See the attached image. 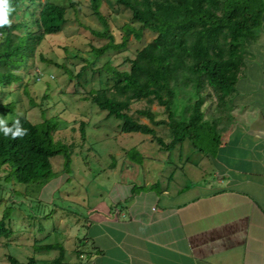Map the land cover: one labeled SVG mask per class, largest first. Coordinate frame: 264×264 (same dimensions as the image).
<instances>
[{
	"label": "trees",
	"instance_id": "trees-1",
	"mask_svg": "<svg viewBox=\"0 0 264 264\" xmlns=\"http://www.w3.org/2000/svg\"><path fill=\"white\" fill-rule=\"evenodd\" d=\"M89 2L91 13L103 25L101 30L89 28V31L106 39L99 45L88 42L95 55L124 47L130 33L137 39L145 29L154 35L126 59L127 69L105 62L102 67L110 73L111 83L90 88L86 98L108 116L119 119L121 132L151 135L161 150L170 151L189 139L194 150L213 154L221 139L218 124L228 116L235 84L245 73L249 46L259 35L264 0H115L129 9L131 21L138 23L137 27L130 23L123 25L119 43L115 42L100 10L101 0ZM10 4L14 9L9 17L11 23L0 26V92L4 86L20 80L25 69L35 67L36 52L46 36L59 32L66 22V7L49 0H10ZM69 5L74 8L76 2L69 0ZM180 84L191 87L195 95L182 114L174 110L176 88ZM135 104L140 106L133 108ZM15 107L14 100L0 101V117L5 119ZM130 111L147 118L149 123L140 121ZM14 118L19 119L27 132L15 139L0 134V185L13 179L28 184L51 178V158L55 155L63 157L67 171L73 143L55 139L56 121L44 116L42 121L32 123L24 113ZM13 119L7 120L8 123ZM160 124L167 125L172 132L168 142L155 134L153 126ZM80 130L83 139V122ZM126 154L132 162L141 164L144 160L135 147ZM9 210L6 207L1 215L0 237L12 234L7 225ZM81 244L78 254L87 249L84 242ZM35 248L57 249L58 255L52 262L67 264L63 244L46 243ZM6 258L9 264H37L33 255L23 261L10 254Z\"/></svg>",
	"mask_w": 264,
	"mask_h": 264
},
{
	"label": "rangeland",
	"instance_id": "rangeland-1",
	"mask_svg": "<svg viewBox=\"0 0 264 264\" xmlns=\"http://www.w3.org/2000/svg\"><path fill=\"white\" fill-rule=\"evenodd\" d=\"M49 1L66 7V22L59 32L46 36L36 52L35 67L25 69L20 80L4 86L0 101H15V110L5 115L6 120L21 113L26 114L32 123L42 121L44 116L55 120V139L73 143L71 161L65 171L63 157L53 156V176L46 180L28 184L14 179L2 182L0 218L9 207L7 225L12 234L8 238L0 237V264H9L7 254L21 261L33 255L37 264H54L52 259L58 255L57 249L35 248L46 243L63 244L67 264H90L86 251L81 254L78 251L82 249L80 239L86 233V218L90 217L91 208L117 202L131 192L141 197L166 182L168 170L176 169L175 176L183 181L180 184L199 178L201 174L197 169L201 154L191 147L189 139L183 141L182 157L178 161L177 147L170 151L161 150L151 135L121 132L119 119L108 116L105 110L86 98L90 88L111 83L110 73L102 67L105 62L121 70L127 69L126 59L154 34L145 29L137 39L130 33L124 47L97 56L90 50L88 42L99 45L106 39L89 31V28L101 30L103 27L91 13L89 0H73L76 2L74 8L69 5V0ZM100 10L117 43L122 40L125 23L138 26L137 22L131 21L129 9L118 5L115 0H101ZM37 70L42 72L40 79L36 78ZM17 73H21L20 69ZM194 99L191 87L177 86L175 112L182 114ZM139 106L135 104L133 108ZM153 108L160 109L157 105ZM130 112L140 121L149 123L147 118ZM81 122L85 131L83 139ZM153 127L156 136L164 141L172 138L167 125ZM132 147L144 155L141 164L127 157L126 152ZM166 160H170V165Z\"/></svg>",
	"mask_w": 264,
	"mask_h": 264
},
{
	"label": "crops",
	"instance_id": "crops-1",
	"mask_svg": "<svg viewBox=\"0 0 264 264\" xmlns=\"http://www.w3.org/2000/svg\"><path fill=\"white\" fill-rule=\"evenodd\" d=\"M248 52L220 143L198 151L200 177L180 184L168 170L141 197L91 208L82 237L90 264H264V12Z\"/></svg>",
	"mask_w": 264,
	"mask_h": 264
},
{
	"label": "clouds",
	"instance_id": "clouds-1",
	"mask_svg": "<svg viewBox=\"0 0 264 264\" xmlns=\"http://www.w3.org/2000/svg\"><path fill=\"white\" fill-rule=\"evenodd\" d=\"M13 10L10 0H0V26H7L11 23L9 17ZM26 132L27 129L21 126L19 119L14 118L9 124L6 119L0 117V134L15 139L24 136Z\"/></svg>",
	"mask_w": 264,
	"mask_h": 264
},
{
	"label": "built area",
	"instance_id": "built-area-1",
	"mask_svg": "<svg viewBox=\"0 0 264 264\" xmlns=\"http://www.w3.org/2000/svg\"><path fill=\"white\" fill-rule=\"evenodd\" d=\"M41 76H42V72L39 71V70H37V71H36V78H37V79H40Z\"/></svg>",
	"mask_w": 264,
	"mask_h": 264
}]
</instances>
